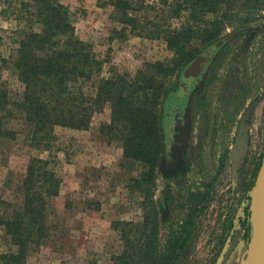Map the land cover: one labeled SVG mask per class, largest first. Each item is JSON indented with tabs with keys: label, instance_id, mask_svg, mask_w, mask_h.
<instances>
[{
	"label": "rangeland",
	"instance_id": "obj_1",
	"mask_svg": "<svg viewBox=\"0 0 264 264\" xmlns=\"http://www.w3.org/2000/svg\"><path fill=\"white\" fill-rule=\"evenodd\" d=\"M60 1L69 8L76 36L89 42L95 55L105 60L103 75L113 71L132 74L146 61L166 62L170 58L160 39L133 35L128 26L121 25L117 11L108 0ZM141 2L157 5V0ZM3 6L1 0L0 10ZM141 13L153 14L146 10L138 14ZM260 22H264V17L248 25ZM171 24L175 26L178 22L172 19ZM14 25L10 17L0 13L3 57L14 47L13 38L17 35ZM236 27H225L221 36ZM232 45L236 49L233 55L240 61V72L245 73L239 75L238 89L227 83L234 76L226 68L224 73L225 48L203 61L202 68L206 63L210 67L203 79L204 90L197 96L191 94L194 71L190 62L180 71L179 85L165 99L162 127L168 138L173 116L184 117L187 129L184 170L181 175L170 177L157 172L154 183L146 191L145 185L136 188L130 180L137 175L139 166L122 158L118 143L107 142L99 128L108 121L107 105L93 114L84 130L54 127L51 150H37L29 145V124L20 115L9 121L15 134L0 147V215L5 211L1 202L21 203L20 184L30 156L49 160L60 177V190L55 197L46 199L49 238L37 251L28 253L22 264H115L123 248L120 226L114 228V222H129L134 229L143 215L153 210L157 211L160 244L174 233L185 235V248L175 264H213L225 234L231 224L237 226L242 208L248 203L250 182L264 148V26L250 34H238L226 47ZM205 47L194 39L188 48L193 58ZM0 80L10 97L21 90L8 68ZM224 80L225 96L235 92L233 102L230 101L234 111L227 110L228 115L235 116L229 125L225 121V144L217 137L224 132V127L211 130L208 118L213 113L211 106L202 110L204 122L199 108L207 94L216 99L223 92ZM227 97L225 109L229 107ZM218 104L221 107L220 100ZM239 116V123H233ZM140 188H144L143 194L139 193ZM78 229L82 235L76 238ZM235 232L221 264H242L248 258L250 261L248 244L241 241L237 229ZM14 251L15 247L0 227V254Z\"/></svg>",
	"mask_w": 264,
	"mask_h": 264
},
{
	"label": "trees",
	"instance_id": "obj_2",
	"mask_svg": "<svg viewBox=\"0 0 264 264\" xmlns=\"http://www.w3.org/2000/svg\"><path fill=\"white\" fill-rule=\"evenodd\" d=\"M108 2L131 34L160 39L170 52L168 61H146L132 74L103 75L105 60L76 36L69 8L60 0H2L0 13L13 20L17 35L9 55L0 54V78L10 69L21 90L10 97L0 80V147L14 138L9 121L16 114L29 124V145L51 150L54 127L84 130L93 114L107 105L108 121L99 128L107 142L118 143L122 158L139 166L130 180L136 188L145 185L146 191L157 172L170 177L184 170L175 153L166 161L161 159L162 118L165 99L192 59L189 44L195 39L208 46L225 27L245 26L264 17V0H157L155 6L143 5L141 0ZM142 10L153 14H138ZM172 19L178 24L172 26ZM20 185L21 203L1 202L5 211L0 227L15 247L14 252L0 254L2 264L24 263L28 253L49 238L46 199L58 193L60 177L49 160L30 156ZM138 191L143 194L144 188ZM156 215L155 210L146 212L134 229L129 222H114V228L120 226L123 248L115 264H173L182 236L174 233L160 244ZM244 215L243 241L248 243L250 225L248 213Z\"/></svg>",
	"mask_w": 264,
	"mask_h": 264
},
{
	"label": "flooded vegetation",
	"instance_id": "obj_3",
	"mask_svg": "<svg viewBox=\"0 0 264 264\" xmlns=\"http://www.w3.org/2000/svg\"><path fill=\"white\" fill-rule=\"evenodd\" d=\"M259 24H262L260 27L264 26V22H260L258 24H254V25H245V26H241V27H236L234 29H232L231 31L227 32L226 34H223L222 36H220L218 39H221L223 36L227 35L228 33L232 32V31H235L239 28H243V27H248V26H256V25H259ZM260 27L256 28V29H259ZM256 29H253V30H244L238 34H250L251 32H253L254 30ZM238 34L232 36V37H229L228 39H226L225 41H223L220 45H218L216 48H214L202 61H200L198 64H196L195 66L191 67V69L194 71L193 72V75H192V79H191V83H192V91H191V94L197 96L200 93H202V91L204 90V83H203V79L206 75V72L208 71V68L210 67V63H209V67H206V64L204 65V67L202 68V63L203 61L211 54H214L218 49L220 50L221 48H225V54L224 57V73H225V68H226V72L228 70H232V79L231 81L227 82L230 86H234L235 85V89H238L240 87V82H239V75L241 74H245L244 72H240V66H239V62H237V56L233 55V52L236 50L233 48V45L232 46H228L226 47V44L227 42H229L230 40H232L234 37H236ZM217 39V40H218ZM217 40H215L214 42H216ZM213 42V43H214ZM213 43H211L210 45H212ZM209 45V46H210ZM209 46L205 47L203 50H205L206 48H208ZM242 48H245V45H241ZM233 48V49H232ZM201 50V51H203ZM200 51V52H201ZM199 52V53H200ZM198 53V54H199ZM197 54V55H198ZM197 55H194V57L191 59L190 61V65H191V62L193 61V59L197 56ZM239 59V58H238ZM241 65V64H240ZM201 66V67H200ZM199 68V69H198ZM210 82H212L210 80ZM208 84V83H207ZM177 85H179V81L177 83ZM228 85V86H229ZM231 93V92H230ZM235 93V92H234ZM233 93V94H234ZM232 94V95H233ZM230 95V96H225V80H224V86H223V92H221L220 94L216 95V99L214 98L215 96L214 95H211V94H207L206 97H204V99H202L201 103H200V116L202 118V116L204 115V112L202 110H205L207 109V106H211V112H213L211 114L209 118L210 120V124H211V130H219L221 129L222 127H224V132L220 133V134H217V137L221 138L222 140V143L225 144V124L229 125V123H231V118L233 116H235V114H233V116L230 114L231 112H233V106L230 107V101H232L234 99V97ZM225 97H227V102L229 103V107L228 108H231L232 111L228 108L225 109ZM212 99V100H211ZM222 103L221 104V107L219 106L218 102ZM233 102V101H232ZM232 104V103H231ZM251 105V104H250ZM229 110V115H228V111ZM225 112H226V116H225ZM244 113V112H243ZM206 118V117H205ZM204 117L202 118V121L204 122L206 119ZM229 118V120H227ZM241 120V116H239L236 120L233 121V123H236L237 124V121L239 123V121ZM184 121V117H177V116H173V126H172V132H171V135L168 137V138H165L164 139V150H163V156H162V160H168L169 157H170V154L172 153H175L177 155H179L182 159V163H183V166H185L184 164V158H183V145H184V141H185V137H186V123L183 122ZM225 121L227 123H225ZM208 122V121H206ZM207 124V123H206ZM220 125V126H219ZM222 130V131H223ZM185 132V133H184ZM260 157H261V154H260ZM184 169V167H183ZM254 177V176H253ZM252 181H253V178L250 182V184H252ZM248 204V203H247ZM247 204L245 206H243L242 208V214L241 216H239L238 220H237V226L235 227L234 225L231 224V227L229 229V231L225 234V237L223 239V242L217 252V255H216V258L213 262V264H215L219 254L221 253V250L222 248L224 247L225 245V250L222 254V258L219 262V264H221L222 262V259H223V256H224V253L226 251V249L228 248L234 234L236 233L235 232V229H237V232L239 233V236L241 238V241L243 243H245L243 241V228H242V220L244 219V214L245 212L248 213L247 211ZM185 222L182 223V226L184 225ZM192 223H193V220H192ZM191 223V224H192ZM190 224V225H191ZM181 242H182V247L179 248L176 253V258L173 262V264H175L180 252L185 248V239H184V236L183 234H181Z\"/></svg>",
	"mask_w": 264,
	"mask_h": 264
},
{
	"label": "water",
	"instance_id": "obj_4",
	"mask_svg": "<svg viewBox=\"0 0 264 264\" xmlns=\"http://www.w3.org/2000/svg\"><path fill=\"white\" fill-rule=\"evenodd\" d=\"M262 24L256 26H248L239 28L228 33L221 39H218L205 50L201 51L191 62L190 67L195 66L202 61L214 48L220 45L223 41L232 37L244 30H253L260 27ZM248 221L250 225L249 240L247 251H250V264H264V148L259 160L257 170L254 174L252 184L248 192ZM225 250V245L221 250L215 264H219L222 254Z\"/></svg>",
	"mask_w": 264,
	"mask_h": 264
},
{
	"label": "crops",
	"instance_id": "obj_5",
	"mask_svg": "<svg viewBox=\"0 0 264 264\" xmlns=\"http://www.w3.org/2000/svg\"><path fill=\"white\" fill-rule=\"evenodd\" d=\"M104 108H105V106L103 107V110H104ZM75 130H76V129H75ZM59 190H60V189H59ZM54 197H55V196H54ZM77 233H78V234H77L76 238H77V237H78V238L81 237V235H82V230H81V229H78V230H77Z\"/></svg>",
	"mask_w": 264,
	"mask_h": 264
},
{
	"label": "bare ground",
	"instance_id": "obj_6",
	"mask_svg": "<svg viewBox=\"0 0 264 264\" xmlns=\"http://www.w3.org/2000/svg\"><path fill=\"white\" fill-rule=\"evenodd\" d=\"M250 252V251H249ZM242 264H250L249 258L246 259Z\"/></svg>",
	"mask_w": 264,
	"mask_h": 264
}]
</instances>
